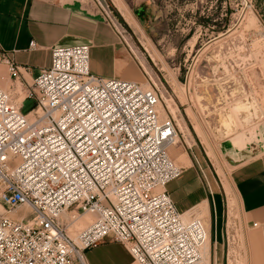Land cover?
I'll return each instance as SVG.
<instances>
[{"label": "built area", "instance_id": "2783aa9c", "mask_svg": "<svg viewBox=\"0 0 264 264\" xmlns=\"http://www.w3.org/2000/svg\"><path fill=\"white\" fill-rule=\"evenodd\" d=\"M90 47H52L31 81L0 54L9 88L19 85L0 84V264H83L106 240L135 264H211L215 209L208 227L193 212L184 218L166 189L183 168L168 152L178 133L162 90L93 73ZM28 98L36 106L22 113ZM86 213L92 220L71 236Z\"/></svg>", "mask_w": 264, "mask_h": 264}, {"label": "rangeland", "instance_id": "374dc122", "mask_svg": "<svg viewBox=\"0 0 264 264\" xmlns=\"http://www.w3.org/2000/svg\"><path fill=\"white\" fill-rule=\"evenodd\" d=\"M75 1L81 4L83 15L95 19L113 36V56L121 65L120 73L141 83L153 81L162 90L163 108L178 133L177 142L168 148L169 155L183 167L192 162L204 185L212 186L215 194L214 207L209 200L210 214L214 220L215 209L216 220L210 233L216 244L210 246L211 264H264L252 237V222L248 224L232 193L230 170L245 160L232 164L227 159V153L237 155L264 143L263 0ZM152 5L156 9L153 17L146 13ZM0 84L11 93L18 92L19 85L9 88L1 60ZM35 106L36 100L28 98L21 112ZM261 153L264 149L254 156ZM195 168L166 185L178 210L184 206L178 199L179 186H193ZM201 207L204 214L193 213L204 219L207 202ZM91 220V214L81 215L68 233L74 236ZM98 246L112 254L110 264H135L120 242L109 240L91 249Z\"/></svg>", "mask_w": 264, "mask_h": 264}, {"label": "crops", "instance_id": "0c3cea01", "mask_svg": "<svg viewBox=\"0 0 264 264\" xmlns=\"http://www.w3.org/2000/svg\"><path fill=\"white\" fill-rule=\"evenodd\" d=\"M81 9V4L75 0H0V54H7L20 67L22 75L32 79L41 68L49 65L52 47L91 43L89 64L93 73L129 79L120 73L121 65L113 56V36L106 28L99 27L95 19L83 15ZM154 12V5L146 11L151 17ZM31 39L35 40L36 49H29ZM179 166L183 172L195 168L192 162L185 167ZM196 173L193 186L180 184L178 199L184 201V206L176 209L191 211L203 208L201 206L207 202L210 214V196L197 169ZM230 179L232 193L239 199L248 224L258 222L252 227L255 230L252 237L260 251V262L264 263V153L233 166ZM210 188L214 195L211 185ZM221 216L223 218V207ZM90 249L84 252L86 264L111 263L112 254L104 246Z\"/></svg>", "mask_w": 264, "mask_h": 264}, {"label": "water", "instance_id": "95a60500", "mask_svg": "<svg viewBox=\"0 0 264 264\" xmlns=\"http://www.w3.org/2000/svg\"><path fill=\"white\" fill-rule=\"evenodd\" d=\"M264 149V143L262 142L261 144H256V145H253L250 149L248 150H244L240 153H238L237 155L236 154H228L227 153V159L232 163V164H237L243 160H246L252 156H254L256 153H258L260 150H263ZM236 156V157H235Z\"/></svg>", "mask_w": 264, "mask_h": 264}, {"label": "bare ground", "instance_id": "6f19581e", "mask_svg": "<svg viewBox=\"0 0 264 264\" xmlns=\"http://www.w3.org/2000/svg\"><path fill=\"white\" fill-rule=\"evenodd\" d=\"M186 94H184V96H185ZM187 97V95L184 97V98H186ZM165 110V109H164ZM198 130V129H197ZM177 141L175 140V143H176ZM175 143H173V144H175ZM173 144H171V145H173ZM179 166V165H178ZM224 183H226L225 184V191H226V193L229 195V186L227 185V182H226V180H225V182ZM228 199H232L231 197H229ZM0 209H2L1 207H0ZM193 211H197V214L198 215H200V214H204V210L203 209H201V208H195V209H193V210H191V211H186V212H184L183 213V217L184 218H188V216H189V214L191 213V212H193ZM62 217H65L66 218V220L67 221H69V222H72L73 221V219H71V217H70V215H68V213H64L63 215H62ZM204 222H205V224L207 225V227L209 226V212L207 213V214H205L204 215ZM208 248H209V243L207 242V251H208ZM83 264H86V262H85V258H83Z\"/></svg>", "mask_w": 264, "mask_h": 264}]
</instances>
